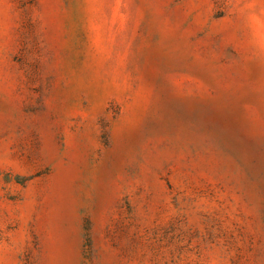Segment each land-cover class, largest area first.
Returning a JSON list of instances; mask_svg holds the SVG:
<instances>
[{"label":"rangeland","instance_id":"1","mask_svg":"<svg viewBox=\"0 0 264 264\" xmlns=\"http://www.w3.org/2000/svg\"><path fill=\"white\" fill-rule=\"evenodd\" d=\"M0 264H264V0H0Z\"/></svg>","mask_w":264,"mask_h":264}]
</instances>
